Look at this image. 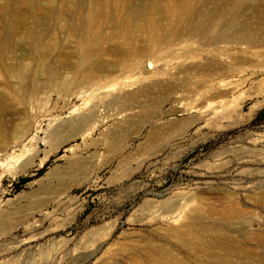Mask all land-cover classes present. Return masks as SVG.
Segmentation results:
<instances>
[{
  "label": "rangeland",
  "instance_id": "374dc122",
  "mask_svg": "<svg viewBox=\"0 0 264 264\" xmlns=\"http://www.w3.org/2000/svg\"><path fill=\"white\" fill-rule=\"evenodd\" d=\"M95 1L0 0L5 20L17 8L24 16L12 23L19 48L0 61L8 105L0 139L12 134L0 143V264H219L208 240L221 229L248 250L232 253L233 261L258 264L264 205L249 195L264 194V0L243 11L235 28L215 16L205 36L184 37V52L151 45L127 12L130 25L105 28L98 46L56 14L64 2L89 13ZM250 31L259 39L254 48L246 43ZM35 40L51 49L30 47ZM183 53L195 55L199 73L194 83L174 84L161 64ZM1 63L14 67L7 81ZM99 85L112 86L107 96L92 91ZM232 192L243 211L224 218Z\"/></svg>",
  "mask_w": 264,
  "mask_h": 264
},
{
  "label": "bare ground",
  "instance_id": "6f19581e",
  "mask_svg": "<svg viewBox=\"0 0 264 264\" xmlns=\"http://www.w3.org/2000/svg\"><path fill=\"white\" fill-rule=\"evenodd\" d=\"M114 1L116 0H96L95 3L91 6V9L89 10L90 12L84 14L73 12L72 5L64 2V4L61 5L62 8L58 9L56 14L64 22L68 23L67 27L70 31L76 30L77 32L80 31H83L84 33L87 32V34H89L91 37L86 42L98 46L102 41L106 39V36H104L103 35L104 33H102L105 28L117 26V25H120L124 28L130 25V23L124 17V13L127 12L132 16L131 25H133L139 31L145 33L151 45L157 46L159 45V43H164L166 45L167 44L170 45L171 47L175 46L173 47V49H179L184 52L187 46L185 43L183 44L182 42L184 40V37L186 38L187 36H189L193 38L197 35L200 37L205 36L211 29H214L215 26L218 24L217 18L215 16L219 17V20L221 19V17L224 16L225 17L224 26L235 28L234 25L235 19L243 11H247L250 8L252 10L257 5V3H255L256 0H139L138 3L132 8L127 5L125 6L123 5L122 7L118 3L111 4V2ZM126 1H130V0H126ZM163 1L169 4L163 5L162 4ZM36 4L37 2H33L32 6L35 7ZM209 5L212 8H209ZM17 9L12 11L10 21L5 20L4 17H2L3 14L2 10L0 11V23L2 24V31H0V61L2 57L4 59L5 58L11 59L10 56L12 55L9 54H12L17 48H19L17 47L15 41L20 33H18V30L14 29L12 23L21 24L22 20H24V16ZM155 13H157L156 17L154 16ZM191 14L192 15L198 14L200 16L194 22H192V20L188 21L187 18ZM162 19L167 20V23L165 25L162 24L161 22ZM69 21H71V23ZM60 25L62 26V24ZM247 25H248V21H244L241 24L242 26L241 28L244 29L243 27H246ZM67 27L62 32L67 34L68 32ZM221 32H222V25L218 27V32L217 35L214 37V42L221 41L222 39ZM253 34L252 31L248 32L246 38V43L249 48L252 47L254 48L256 47V45L259 44V39L256 38L257 36L255 37ZM186 39H188V37ZM51 44L44 43L41 40H35L34 43L30 44V47H35V49L41 51L42 53H47L51 49ZM254 53H257V51ZM194 57H195L194 54L192 56L183 53V55L176 56L174 60L171 62V65L168 64V62H163V64H161L163 68L161 69L165 70L164 74L170 75V77L174 79L173 80L174 84L178 83V81H181V83L182 82L185 83L190 82V84L194 83L196 74L199 73L198 72L199 65L198 62L193 59ZM1 64L3 67L6 68L4 78L7 81L8 79H10L12 76L15 75L14 72L11 73L12 71H15L14 67L5 63H1ZM165 67H169V68H165ZM146 69L149 73H154L155 71L154 70L155 68L151 64V62L147 65ZM215 73H217V71ZM204 75H206V72ZM86 76H87V80H90L92 78L90 74ZM218 85L220 86V90L223 87L224 88L227 87L226 84L224 83H219ZM111 87H109L108 89H110ZM108 89L106 88V85H99L97 87H94L92 91H96L97 94H101L102 96H105ZM222 94L223 92L217 93L218 96H221ZM4 96H5L4 90L0 89V114H4V111L8 107L6 100L3 98ZM97 106L98 105L95 104L93 109L95 112L93 116V118L95 117V123L101 121V119L96 117L97 109L95 107ZM194 107H195L194 105L191 106L186 105L184 107V110H189ZM66 125L67 124H63L62 126L61 125L57 126L54 129V132L55 133L59 132ZM10 132L11 131L8 130L6 135H4V137L0 139V143H3L4 140H6V138L12 139V134ZM1 150L2 148H0V151ZM3 165L4 162L1 161L0 159V166ZM26 168H27V163L24 162L16 168V173H21ZM86 176L87 173L85 174V177ZM232 195L234 198L232 199L233 203L232 204L230 203L231 205L224 208L223 210L224 218L226 217L228 218L230 217V215H237L239 212L243 211V210L239 211L240 209L236 208L235 206V204L239 203L238 194L236 192H232ZM249 196L247 197L253 199V202L264 205V194L262 195L260 194L255 197H252L251 195ZM197 217L198 215L192 214L190 219L193 220ZM216 236H217L216 239L208 240L209 241L208 245H210V247L212 248L219 249V251L214 254L215 258H217L218 263L242 264V262L240 261L232 260V256H233L232 253L238 255L239 258H241V255L248 254V250L247 249L244 250L243 247L238 246V243H236V240H234V238L229 240L227 238L228 237L227 233L223 229L219 230ZM197 238L200 239L201 236L197 235ZM257 243L260 244L261 241L258 240ZM256 262H258V264H264V259H262V257H259L258 259H256ZM157 263L166 264L162 260H159ZM170 264H181V262L172 260Z\"/></svg>",
  "mask_w": 264,
  "mask_h": 264
},
{
  "label": "trees",
  "instance_id": "16d2710c",
  "mask_svg": "<svg viewBox=\"0 0 264 264\" xmlns=\"http://www.w3.org/2000/svg\"><path fill=\"white\" fill-rule=\"evenodd\" d=\"M26 181H27L26 178H22V179H21V183H25Z\"/></svg>",
  "mask_w": 264,
  "mask_h": 264
}]
</instances>
